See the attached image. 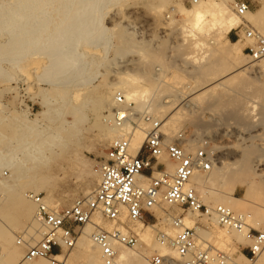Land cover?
Returning a JSON list of instances; mask_svg holds the SVG:
<instances>
[{"label":"bare ground","instance_id":"1","mask_svg":"<svg viewBox=\"0 0 264 264\" xmlns=\"http://www.w3.org/2000/svg\"><path fill=\"white\" fill-rule=\"evenodd\" d=\"M106 1L107 0H0V73L17 70L19 63L23 59L39 57L44 61L38 64L36 62L33 63L32 68L33 70L41 71L39 81L43 80L51 86L61 87L65 83L67 84V81L64 80L67 74H73L74 72L79 78L77 77V80L72 86L75 88V93L73 95L75 97H81L93 94L96 91V88L91 87L92 89H90L88 87L90 82H80V78L83 77L89 57L93 53V49L96 47V43L93 42V39L96 37L99 38L100 36L102 37L101 34H95L97 28L101 26V18L100 16H97L96 13L102 10ZM162 1L161 4L168 3V0ZM195 3L196 5H193L192 9L199 8L201 11H211L217 14L219 20V25L209 31H207L208 25H204L206 29L204 32L195 31L196 39H193L192 36H188L186 31V29L193 31L191 28L193 17H188L186 14H182L184 9L189 11L192 9H187L182 3L176 2L174 3V6L171 7V10L168 11L169 17H167L169 24L175 22V20L171 19V16H173L174 13H177V16L180 15L182 17V25L180 29L182 30V38L194 42V45L199 48L200 52H202L199 55L200 58H204L207 52L210 53H208V64L200 67L196 75L193 77L194 80L192 79V84L188 85V87H182L181 93L187 100L186 104H178V99L174 96L168 100H165V98L163 99L164 91L158 87L153 91V81L148 80V77L144 74H138L137 77L133 75L128 76L127 78H122V69H119V72L116 71V76H120L119 79L115 78L114 80H110V82L98 92L97 105L95 108H92L94 109V111L92 110V114H96L95 117L97 116L105 122L104 135L108 141L113 143L115 140L120 139L123 136H129V151L133 156H136L143 147L147 125L138 120L140 127L136 129H131L127 124L118 127L113 122V110H111L114 105L112 97H114L115 93H122L125 98L126 107L135 104V107L132 110L137 111L139 113L138 115L147 113L159 121L162 124L160 131L166 137V141L176 142L179 143V145H182L181 142H179L181 139H176L175 137L177 136L182 123L188 121V116H192L193 112L195 113L199 111L197 103L201 104V102L204 101L209 104V107H214L221 103H229L230 105L232 102L235 103L236 99L239 100L238 96L244 98L243 100L245 101L247 100V92H245V90L252 85L250 76L251 71L254 68L264 70V58L255 63L254 61L253 63L248 61L249 57L243 52L240 46L241 42H233L229 38L230 33L242 25L244 21H242V18L238 17L236 13L230 10L225 2L215 3L214 0H199L195 1ZM163 6L164 5H160L159 8H157L161 9ZM55 8H57V10H63L61 13L62 17L57 20L56 26L52 28L50 33L45 36L38 35L40 27H36L35 24L38 19H41L39 14L44 13L43 10H55ZM172 8H174V10ZM159 13L161 12L159 11ZM244 19H246L252 27H256L257 31L264 37V8L260 10L257 17L249 11ZM205 20L211 22L212 17L206 16ZM27 22L33 23L32 27L27 26ZM101 31L104 33L105 28H102ZM129 35H131V33H129ZM25 37L38 38V40L36 43L34 40L29 42L25 40ZM131 38L132 37L129 36L128 39L131 40ZM207 39L208 41H206ZM198 57L196 58L195 56L197 60ZM101 58L102 55L99 53V59ZM152 59L154 62L161 63L160 55L153 57ZM166 69L168 68L163 67V70ZM164 76L165 75H162L160 78L163 77L164 79ZM236 76L241 78V82H237L239 83L238 85H236L235 82L234 85L230 86L229 83H233ZM158 78L154 79V81L156 84H161L164 80ZM237 79L239 78L237 77ZM158 80L163 81L158 82ZM145 89L148 90L149 94L146 98H142ZM244 93H246V95ZM130 97L132 98L130 99ZM195 102L197 103L195 104ZM246 104L244 103V108L247 110L246 112H248L250 106L248 108ZM43 105L46 108V111L42 114L43 116H46L45 118L33 121L27 119L21 120V126L26 128L29 134H22L18 131L17 135L22 138L25 135H29V137L26 140L16 137V139H14L16 146H14L13 149H8V151L4 153H0V170L2 168L10 170V176L7 179L0 178V190L8 191L26 184L29 179L27 174H32L34 176L37 173H41L43 169H47L53 161L62 155V150L65 147L63 141L73 142L76 140L79 126L84 119L78 118L74 111L66 109L68 108L67 106H65L67 111L63 109L64 113L62 110L58 111L61 108L60 106V108L58 107L59 109H55L57 110V112L55 111L57 117H53V113L50 114V111L53 109L51 108L50 102L44 101ZM97 108L103 109L104 112L107 113V116L102 117L97 114ZM249 110H251V108ZM49 114L52 115V117H49ZM248 115H250V113ZM68 116L71 117L70 120L67 119ZM43 121L45 123H43ZM205 130L207 131V127ZM174 138L176 140H174ZM27 141H31L33 144L29 150L27 149L28 152L24 151L25 153L22 154L20 149ZM207 141L209 142L208 139ZM202 142L203 144H208L205 141ZM183 148L188 151L184 146ZM202 148L206 149L210 156H212L214 150H216V148L208 150L205 146ZM15 152L21 153H17V155ZM254 160L255 159L251 160L250 158L243 156L239 161L233 163V165L241 162L242 169L256 174L257 165H253V163H255ZM160 162L164 163L165 168L167 169L166 171L169 174L174 173V163L168 161L165 156L162 157ZM212 163V169L210 172H195L189 181L188 187L193 188L197 195V190L202 193L204 200H201L199 195L198 197L204 205L208 203L210 198H213L215 204L214 206L208 204L209 208L224 206L232 210L235 214L244 216L251 227L256 226L257 224H255L256 222L254 223V218L250 213H255L254 215L257 217L264 218V206H259L261 211L256 209L255 206H252L257 205L256 207H258V204L257 202H254V199L259 201L258 198L261 197L258 196H264L263 192H260L262 189H259L257 184L253 181L246 182L245 197L243 199L237 198L234 196L232 189H228V183L230 184V180H228V170L226 171V168L231 166V164H227L225 161H220L218 162L219 166H217V163H215L214 160H212ZM201 174H208V177H202ZM33 179L35 178L33 177ZM99 180L100 175L94 173L92 182L83 188V195L88 197L92 194L94 192L95 184L98 183ZM138 180L141 182L140 185L144 187L148 184L149 179L146 177H140ZM31 191L34 192L36 189L33 188ZM11 198L12 200L8 206L14 210L16 216L20 219H28L30 221V229L21 236V240L24 242V246H31L29 242L32 244L37 242L44 232L42 226L35 220L36 205L31 200L30 194H21V192H18L12 194ZM44 202L51 208L50 199L46 198ZM250 205L254 209L251 208ZM155 212L160 221H170L169 228H165L164 231L170 239H173L177 232L171 224L172 216H175V212H180V209L171 207L163 202L161 207L155 209ZM188 214L190 215L184 217V222L187 227L195 229L198 236V245L200 246L208 244L210 247H213L216 250L218 249V251L219 249L220 251H224L231 258L234 254L240 253L237 245L241 246L242 243H250L244 233H238L225 228L221 229L217 220L214 218H208L200 214ZM197 216H203L210 221V223L208 222V227L214 237L210 238L208 240L209 242L201 241L200 234H198L199 227L195 224V218ZM0 221L2 220L0 219ZM120 222L124 224V226L121 227L122 232L126 233L129 231L128 229H130L139 237V245L135 250L116 246L115 248L118 251L116 264H148L146 260L148 252L146 253L147 255L145 254L146 256L143 255L144 253L142 254V252L145 251L143 249L144 244L152 250L149 256L155 252L161 254L168 253L171 256H176L175 253L170 250L169 246H162L160 244L156 236V227L144 222H136L131 225L128 224L127 211L125 208L120 216ZM94 224L99 229L107 232H111L115 228V225L112 222H107L101 217V215L95 216ZM95 225L90 224L85 227L87 228L86 237L82 240L83 249L86 253L85 263L105 264L99 248L94 245L90 238L92 232L97 229ZM153 232H155V235ZM16 235L17 233L14 230L6 231L0 227V264H21L23 254L15 245ZM233 241H235L236 244L233 243ZM262 254L264 255L262 252L259 256H263ZM121 257H124V259H121ZM231 260V264H247V262L252 261L247 259V257L241 253L236 258H231ZM68 262H70L69 259ZM28 264L49 263L44 259H36Z\"/></svg>","mask_w":264,"mask_h":264},{"label":"rangeland","instance_id":"2","mask_svg":"<svg viewBox=\"0 0 264 264\" xmlns=\"http://www.w3.org/2000/svg\"><path fill=\"white\" fill-rule=\"evenodd\" d=\"M161 1L107 0L102 10L96 13L101 18V26L97 28L95 34H101L102 37L93 39L96 47L89 57L83 77L80 78V82H90V86L88 84L90 89L96 88V91L89 96L75 97L73 95L75 88L72 86L78 77L74 72L73 74H67L64 79L67 84L65 83L66 85L64 84L61 87L51 86L41 80V78L40 80L43 82L39 81L41 71L32 69L33 63L36 62L38 64L44 61L39 57L23 59L19 63L17 70L10 71L12 74L10 72L0 73V153H4L16 146L14 139L16 137L22 138L17 135L18 131L22 134L28 133V130L21 126V120L33 121L46 117L42 115L46 111L43 105L44 101L50 102L51 108H53L50 114L53 113V117H57V113H55L57 110L55 109L61 107L62 109L60 108L58 111L62 110L63 112V109H70L74 111L78 118L84 119L79 126L77 138L74 140L75 143L74 141H63L65 147L62 150V155L53 161L47 169H43L41 173H37L34 176L27 174V177H29L28 182L20 187L8 191L0 190V219L2 220L0 221V227L6 231L14 230L17 233L15 245L20 249L23 256L27 247L19 245V240L30 229V221L28 219H20L16 216L14 210L8 206L12 200L11 195L18 192H21V194L40 195L44 200L46 198L51 200V208L57 207L61 209L70 207L77 200L87 197L83 195L82 190L92 182L94 173H98L99 165L112 144L104 135L105 122L101 118L95 117L96 114H92L94 111L92 108L97 105L98 92L110 80L119 79L120 76H116L119 69L123 71L122 78L133 75L137 77L138 74L146 75L148 80L153 81V91L157 87L161 88L164 91L163 99L168 100L174 96L178 99V104L182 105L187 102L181 93L182 87H188V85L192 84L193 77L200 67L208 64V55L210 53L207 52V56L200 58L199 55L202 52L194 45V42L182 38V30H180L182 17L174 13L171 19L175 20V22L169 24L167 20V17H169L168 11L171 10L174 3L180 2L185 8L192 9L193 5H196L195 1L199 0H168V3L164 4H161ZM214 1L215 3L225 2L229 9L234 12L232 8L234 0ZM239 1L247 3L255 17L264 8V0ZM159 4L164 5V8L162 7L164 11L161 13H159L158 9ZM172 9L174 10V8ZM43 12L39 14L41 19H38L35 24L36 27H40L38 35L41 36L47 35L56 26L57 20L62 17L61 13L63 10L55 8V10H43ZM244 21L247 20L245 19ZM26 25L32 27L33 23L27 22ZM102 28H105L104 33L101 31ZM253 28L257 30L256 27ZM128 35L132 37L131 40L128 39ZM229 38L233 42H238L237 31L233 30ZM25 40L29 42L34 40L36 43L38 38L25 37ZM246 45L244 42L240 43L243 52ZM99 53L102 55L101 59H99ZM159 55L161 63L152 61L153 57ZM195 56L196 58L199 56L198 60ZM248 61L253 63L250 58ZM163 67L168 69L163 70ZM256 69L254 68L251 71L252 85H250V89L245 90L247 95L244 93L247 96V100L244 101V98L238 96L239 100L236 99L235 103L232 102L230 105L229 103H221L214 107H209V104L204 101L201 104L195 102L199 107V111L193 112L192 116H188V121L182 123V128L180 126V130H178L175 137L176 139L180 138L179 142H181L182 146L188 151L192 150L191 152L204 146L208 150L216 148L212 155L213 160L217 163V166H219L218 162L220 161L231 164V166L226 168V171L228 170V180H230L228 189H232L234 196L240 199L245 197V184L250 181L257 184L258 188L262 189L260 192L264 194V70ZM158 75L159 78L162 75L167 78L166 80L163 77L160 78L164 81L158 80V82H163L156 84L154 79H157ZM235 78L233 83L231 82L232 84L229 83L230 86L234 85L235 82L236 85L239 84L237 82H241L239 76ZM117 94L122 95L120 92L114 94V97H112L114 105L111 110L115 107V96ZM244 103H247L246 105L248 108L250 106L251 110L249 108L248 112H246ZM65 106L68 108L65 109ZM131 106L134 108L135 104H131ZM97 112L102 117L107 116L103 109L97 108ZM135 112L137 115L139 114L137 111ZM249 113L250 115H248ZM50 114L49 117H52ZM67 119L70 120L71 117L68 116ZM43 123L45 122L43 121ZM206 127L207 131L205 130ZM28 137L29 135H25L22 139L26 140ZM175 138L174 140H176ZM202 141L208 144H203ZM32 144L33 142L31 141L23 144L20 149L22 154L28 152L27 149L29 150ZM21 152H15V154H20ZM243 156L251 160L255 159L253 165H257L256 174L242 169L241 162L233 165ZM9 176V169L2 168L0 170V178L7 179ZM201 176L208 177V174H201ZM98 184L99 182L95 184L94 190ZM33 188L36 191H31ZM197 192L201 200H204L202 193L199 190ZM258 197H261L258 198L259 201L254 199L258 207H256L257 205L252 206L261 211L259 206H264V196L260 195ZM208 204L214 206V199L210 198L205 205L209 206ZM252 206L250 205L251 208H253ZM177 214H183V217L190 215L183 213L181 210L174 213V215ZM250 214L254 218V223L256 222L255 224H257L252 228L258 229L261 224H264L263 217H257L254 215L255 213ZM149 219L152 225L157 224L156 228L161 230L168 229L170 226V221L162 222V220H159L157 222L151 217ZM195 219V224L199 227L198 234H200L201 241L207 242L214 237L208 227V222L210 223V221L207 218L197 216ZM86 230L87 228L83 231L76 249L70 254V264H87L85 263L86 253L82 243L83 238L86 237ZM153 233L155 235V232ZM29 243L34 245L36 242L33 244ZM233 243L236 244L235 241ZM237 246L240 253L251 260L248 250L249 244L242 243L241 246ZM143 249L145 251L142 254L144 253L143 255H145L148 252L149 257L152 250L146 247L145 244ZM221 252L224 251L221 250ZM240 253L234 254L231 258H236ZM261 257L259 256L251 262H247V264H264V255Z\"/></svg>","mask_w":264,"mask_h":264},{"label":"built area","instance_id":"3","mask_svg":"<svg viewBox=\"0 0 264 264\" xmlns=\"http://www.w3.org/2000/svg\"><path fill=\"white\" fill-rule=\"evenodd\" d=\"M232 8L238 17L245 20L250 6L234 0ZM238 41L247 45L244 53L251 61L264 58V37L247 21L236 29ZM131 105L126 107L121 94L115 96L113 122L122 127L127 124L131 129L139 126V121L147 125L143 147L136 156L130 154L129 136L115 140L100 163L98 173L100 181L88 197L77 200L67 208H50L40 195L30 194L36 205L35 220L44 232L34 245L28 246L21 264H28L36 259H44L49 264H69L72 250L83 234L86 226L94 224L96 215L115 225L107 232L97 229L90 235L93 243L101 252L105 264H116L118 251L116 246L135 250L139 237L130 229L124 233L120 216L127 211L128 224L136 222L150 223V217L159 221L155 209L165 202L183 213L204 215L217 220L222 228L244 233L249 240L251 260L258 258L264 250V224L258 229L252 228L246 218L235 214L229 208L204 205L196 191L188 187L195 172L208 173L212 169L213 156L206 149L187 151L176 142L166 141L160 131L162 124L149 114L137 115ZM166 157L175 164V171L169 174L160 160ZM140 177L148 178L146 186L140 185ZM172 227L177 234L170 239L164 230L156 228L157 239L162 246H169L175 257L168 253H153L147 257L148 264H231L228 254L218 251L208 244L198 245V236L193 228L186 226L183 214L172 216ZM152 225V224H151ZM157 227V224L153 225ZM19 245H24L20 239Z\"/></svg>","mask_w":264,"mask_h":264},{"label":"clouds","instance_id":"4","mask_svg":"<svg viewBox=\"0 0 264 264\" xmlns=\"http://www.w3.org/2000/svg\"><path fill=\"white\" fill-rule=\"evenodd\" d=\"M183 7V6H182ZM160 12H163L164 9H159ZM182 14H186L188 17H193V22H191V28L193 31H187L188 36H192L193 39H196L195 31L204 32L206 31L204 25H208L207 31L211 30L212 28H215L219 25V20L217 18V14L211 12V11H201L199 8L192 9V10H186L184 9ZM206 16H211L212 21L209 22L205 20ZM149 92L147 89L144 90L142 98H146L148 96ZM132 97H130L131 99ZM121 259H124V257H121Z\"/></svg>","mask_w":264,"mask_h":264}]
</instances>
